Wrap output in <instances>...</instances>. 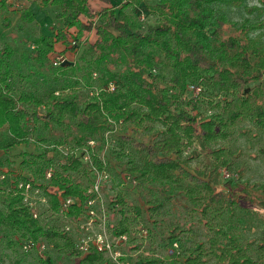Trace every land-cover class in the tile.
Segmentation results:
<instances>
[{
  "label": "trees",
  "instance_id": "1",
  "mask_svg": "<svg viewBox=\"0 0 264 264\" xmlns=\"http://www.w3.org/2000/svg\"><path fill=\"white\" fill-rule=\"evenodd\" d=\"M45 3L55 8L51 37L39 36L31 41L28 36L22 38L24 45L31 42L32 49H24L16 61L12 48L0 50V150L5 154L28 143L33 128L50 136L57 129L67 134L58 135L52 146L33 156L30 177H14L15 181H30L42 190L58 187L63 196L82 199L91 176L78 158L60 153L56 158L57 147L68 144L80 149L94 140L99 146L98 154L103 145L102 134L119 127L112 136L116 149L111 150V159L116 162V173L135 181L134 188L148 206L150 216L157 209L150 199L154 187H160L159 191L178 188L198 216L197 221L210 233L207 247L184 254V264H264V230L260 238L245 239L244 227L235 230L228 224L244 202L248 205L244 207L247 221L257 217L264 222V199L244 196L245 189L238 186L233 190L229 187L224 193L218 181L222 170L229 171L227 168L233 165L224 146L236 125L250 121L264 128V40L259 35L249 37V33L264 31V0L252 5L244 0H127L97 12L94 18L99 23L92 21L88 0ZM141 4L156 14L153 24H145L137 15L135 9ZM3 6L0 0V8ZM226 6L242 9L252 18L234 21L225 11ZM80 16L88 18L87 23H82ZM33 21L30 9H21L19 22L13 28L24 32ZM71 28L77 30L74 46L64 33ZM91 30L96 39L82 53V66L70 61L54 66V42L66 40L70 49L76 50L81 46L83 31ZM163 69L169 70L168 77ZM79 71L86 81L95 74L94 79L99 82L97 90L85 97L74 89L82 82L75 77ZM36 73L42 84L47 85L52 76L59 85L44 93L35 92ZM15 76L27 84L24 91L13 84ZM109 84L114 85L113 91L108 90ZM189 86L199 88V92L195 94ZM214 92H219V101L205 98L206 93ZM142 130L150 135L140 133ZM240 131L244 132L242 128ZM39 141L47 139L40 137ZM197 142L206 148L216 146L210 151L213 161L190 172L186 165L194 158L190 149ZM131 149L140 156L137 165L129 156ZM258 152L264 155V147H259ZM125 159L124 169H117ZM93 162L101 167L96 156ZM48 168L52 174L46 180ZM73 174L81 179H75ZM222 180L230 186L238 184L241 177ZM6 188L9 189L0 208V228L43 239L56 251L75 257L76 264H113L94 249L78 258L72 240L55 226L43 229L32 219L15 189L11 190L10 184ZM49 201L56 209L55 197L49 196ZM109 207V215L120 217L116 223H108L111 235H129L138 224L140 210L134 205L125 209L119 195L109 199ZM78 213L79 209L70 210V216ZM175 230L172 227L168 233L173 235ZM129 240V250H137ZM170 241L172 246L175 241L172 237ZM145 264H157V260L151 257Z\"/></svg>",
  "mask_w": 264,
  "mask_h": 264
},
{
  "label": "rangeland",
  "instance_id": "2",
  "mask_svg": "<svg viewBox=\"0 0 264 264\" xmlns=\"http://www.w3.org/2000/svg\"><path fill=\"white\" fill-rule=\"evenodd\" d=\"M5 2V9H1L0 13V50L4 47H10L14 50L13 59L16 61L19 54L24 50H31V42L24 45L21 41L25 36L30 37V41L39 36L51 37L53 32V25L56 21L55 18V8L50 3H45V0H3ZM127 0H105L104 4L98 2V0L89 1V8L91 12L92 21L99 23L96 13L99 12L103 7L119 4ZM245 4L252 5L257 4L258 0H244ZM28 5L33 10L34 21L25 26L24 32L15 31L13 25L19 21V12L23 6ZM12 7V8H11ZM230 19L234 21H241L245 17L252 18V16H247L244 14L242 9L233 7H224ZM6 11V12H5ZM137 15L145 24H153L156 21V14L150 10V7L145 4H141L135 9ZM18 13V14H17ZM2 14H6L9 20H3ZM83 23H87L88 19L85 17H80ZM7 23V24H6ZM71 30H69L70 32ZM71 36L74 37L76 31L72 29L70 32ZM260 36L264 40V31H256L249 33V37ZM68 38V36H67ZM96 35L94 30L85 31L80 38L81 46L76 48V50L69 49V57H66L59 49H62L61 45L56 44L57 55H65L66 59L71 63L78 66L83 65L81 60L82 53L86 50L87 46L94 42ZM69 40V38H68ZM55 43V42H54ZM58 52V53H57ZM52 57V54L50 55ZM162 73L168 77L169 70L163 69ZM47 74V73H44ZM82 71L76 73L75 77L78 78V82L82 79L81 84L74 88L79 91L82 97H85L92 91H96L99 87V82L92 76L88 81L82 78ZM18 76L13 79V84L18 90H25V81L19 80ZM34 80L38 86L35 92H46L51 87H56L59 85L58 82L53 80L52 76L47 80V85L41 83L38 74L34 76ZM72 84V80L70 81ZM264 87V82H263ZM219 92L206 93L204 96L207 99H215L219 101ZM189 96H191L189 94ZM214 96V97H213ZM207 101V100H205ZM206 107H201V110H205ZM154 127H159L155 124ZM240 128L244 132L240 131ZM117 132L119 127L116 128ZM67 131H62L61 129L55 130L54 136H50L42 131L33 128L30 130L29 141L26 144H20L7 153H3L0 150V176L4 174V179L0 180V208L3 206V200L7 195L9 188H6L9 181L12 178L15 180L16 177H30L32 175V166L30 161L33 156L36 155L46 146H52V141L57 139L58 135H66ZM132 134L130 130L127 131ZM140 133L144 135L145 130ZM139 134V132H138ZM253 134V135H252ZM40 137L47 139L46 142L39 141ZM151 138V137H150ZM69 143V142H68ZM60 146H69L68 144H63ZM225 148L229 151V160L233 163L230 168H227L231 173H237L241 177V181L236 185H226L222 177H219V183L222 186L221 190L224 193L229 190H233L235 187H243L246 193L244 196L252 197L258 195L261 199H264V155L258 152L259 147H264V128L254 126L250 121L240 122L234 128V134L225 143ZM216 148L215 145L210 147H202L199 142L190 149L191 155L194 157L193 160L186 165V168L190 172H194L197 169H201L203 164H210L213 161V156L210 154ZM129 156L133 158L135 165L139 163V158L132 149L129 151ZM56 158L59 157V152L55 154ZM126 159L120 163L119 168L123 170L126 166ZM129 166V165H128ZM109 178L103 184L102 197L103 201L107 207L109 223H116L119 220V215L115 216L109 215V199L113 196L119 195L123 198L125 203V209H130L132 205L136 206L140 210V219L138 224L134 226L131 233L128 235V239H132V246H137V250H129L130 240L127 244L120 247V253L123 255L122 263L126 264H145L150 260L151 257L157 260V264H184L183 256L188 252H196L198 247H207V239L210 237V233L198 222V216L194 211L191 210L189 203L184 199L183 194L178 188H169L159 191L158 186L154 187V193L150 196L152 201H155L157 209L152 211V216H150V211H148V206L142 202L138 196L137 189L130 181L124 180V175L121 173H116L117 171L109 164ZM74 178L81 179L77 174H73ZM15 177V178H14ZM80 177V178H78ZM249 183L250 186H245ZM158 187V188H157ZM157 188V189H156ZM239 193V192H237ZM236 193V195H237ZM247 201H251L248 197ZM36 207L37 212H40L42 216V221L49 225L55 226L57 228L64 224V221L58 217L50 215L46 210V206L42 205L37 199ZM246 203V204H245ZM242 206L238 205L236 214L228 220V224H231V228L235 230H241L244 227L243 237L249 239H257L262 237V231L264 230V222H260L259 218L251 221H247L244 215V207H248L247 202ZM132 215L135 214V210H132ZM258 213H262L258 211ZM226 219V218H225ZM155 220V221H153ZM227 220V219H226ZM176 228L173 235L168 233L170 228ZM251 227V228H250ZM141 231H146L145 235H142ZM170 237L175 241L171 246ZM25 238L19 234H11L9 231L0 228V264H43L39 257L34 252L23 253L20 248L21 240ZM48 250L46 251L47 257L50 258L51 264H76L75 257L70 256L68 253H60L56 251L50 244L46 243ZM254 247V246H252ZM251 253L255 256V252L252 248Z\"/></svg>",
  "mask_w": 264,
  "mask_h": 264
},
{
  "label": "built area",
  "instance_id": "3",
  "mask_svg": "<svg viewBox=\"0 0 264 264\" xmlns=\"http://www.w3.org/2000/svg\"><path fill=\"white\" fill-rule=\"evenodd\" d=\"M68 38L71 46H74L76 42L73 40V37L68 36ZM52 62L54 66H60L69 61L65 55H57L55 53ZM93 76L95 77L96 75L93 74ZM188 88L195 94L199 92V88L197 87L189 86ZM108 90L113 91L114 85L109 84ZM116 133L117 129H114L106 130L102 134L103 145L100 147L101 152L98 154L97 148L99 146L94 140H89L87 146L80 149L69 146L57 147L58 152L63 156L69 154L78 158L91 176V182H89L84 191L82 199L77 196H63L61 190L54 186H48L45 190H42L34 186L30 181H23L22 179L17 181L12 179L8 184H10L11 190L15 189V192L21 196L22 204L27 207L32 219L37 220L43 229H47L52 225L42 221L40 212L36 210L35 199L46 206V210L50 215L64 221V224L58 229L62 235L72 240L78 258L84 257L90 249H94L105 258H108L113 264H123L119 260L123 256L120 253V247L128 243V235H111L107 226L109 223L107 221L108 211L102 197L103 184L109 178V164L116 169V162L111 159V150L116 149L115 140L112 136ZM95 156L100 162V168L93 162V157ZM51 174L52 170L48 168L45 171V179H50ZM221 176L223 179H238L237 174L228 172L227 170H222ZM3 179L4 175H1L0 180ZM124 180H128L131 184L135 185V181L129 176H125ZM49 196H53L57 200L58 205L56 209L52 208ZM72 208L79 209L80 213L70 216ZM141 232L142 235L146 234V231ZM46 243L48 242L43 239H33L26 235L20 242V248L23 253H36L43 264H51L50 258L46 255V251L48 250Z\"/></svg>",
  "mask_w": 264,
  "mask_h": 264
},
{
  "label": "crops",
  "instance_id": "4",
  "mask_svg": "<svg viewBox=\"0 0 264 264\" xmlns=\"http://www.w3.org/2000/svg\"><path fill=\"white\" fill-rule=\"evenodd\" d=\"M3 1V0H2ZM89 1H91V0H88V3H89ZM98 2H100L101 4H104L105 3V0H98ZM3 3H4V6H5V2L3 1ZM4 6L3 7H1L0 8V13H1V9L3 8V9H5L4 8ZM112 6V5H111ZM111 6H105V7H103V8H107V7H111ZM12 8V7H11ZM24 8H27V9H30V11H31V13L33 14V10H32V8H30V6H28V5H25V6H23V8L22 9H24ZM6 12V11H5ZM18 14V13H17ZM19 16H20V12H19ZM2 17H3V20H9V19H5V18H7V15L6 14H2ZM80 17H82V16H80ZM84 17V16H83ZM86 18V17H85ZM80 19V18H79ZM88 19V18H87ZM82 23H83V21L82 20H80ZM19 22V21H18ZM17 23V22H16ZM15 23V24H16ZM32 23V22H31ZM7 24V23H6ZM14 24V25H15ZM13 25V26H14ZM72 29H74L75 31H76V33H77V30L75 29V28H71V29H68V30H65L64 31V33H65V35H66V38H67V36H71L70 34V32L72 31ZM69 30H71L70 32H69ZM85 31H83V33H84ZM89 32V31H88ZM74 35H76V34H74ZM68 39V38H67ZM56 44L58 45H61V47H62V49H59V51H61L63 54H65L66 55V57H69V49L68 48H70L69 47V45H68V48H67V45H66V40L63 42V41H57V42H55L54 44H53V52H56V51H58V50H56L55 48H56ZM58 53V52H57Z\"/></svg>",
  "mask_w": 264,
  "mask_h": 264
}]
</instances>
